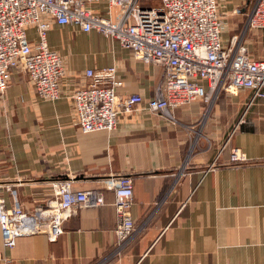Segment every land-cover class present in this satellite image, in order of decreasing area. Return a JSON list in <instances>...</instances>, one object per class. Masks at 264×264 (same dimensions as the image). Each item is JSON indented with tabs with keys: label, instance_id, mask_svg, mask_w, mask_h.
Instances as JSON below:
<instances>
[{
	"label": "crops",
	"instance_id": "0c3cea01",
	"mask_svg": "<svg viewBox=\"0 0 264 264\" xmlns=\"http://www.w3.org/2000/svg\"><path fill=\"white\" fill-rule=\"evenodd\" d=\"M253 2L217 0L223 40L243 34ZM95 8L106 15L104 3ZM26 35L37 41L34 28ZM242 43L250 59L264 58L263 30L247 29ZM47 45L64 61L60 97L38 98L20 69L9 72L0 96V197L9 207L12 188L28 211L50 197L53 182L71 178L72 190H99L104 204L74 210L55 242L33 234L6 249L0 231V264H264V102H250L249 90L210 105L197 100L171 111L176 123L139 109L121 115L113 131L83 134L68 93L88 83L85 70L115 66L118 93L149 100L161 68L69 25L52 24ZM231 148L247 161L229 164ZM123 176L132 180L130 216L140 229L114 257L110 186Z\"/></svg>",
	"mask_w": 264,
	"mask_h": 264
},
{
	"label": "built area",
	"instance_id": "2783aa9c",
	"mask_svg": "<svg viewBox=\"0 0 264 264\" xmlns=\"http://www.w3.org/2000/svg\"><path fill=\"white\" fill-rule=\"evenodd\" d=\"M100 2L106 6L105 16L95 8ZM113 10H119L116 20ZM52 24L95 32L129 50L134 60L161 68V80L149 100L140 94H119L122 81L115 66L85 70L88 83L68 93L75 125L83 134L113 131L121 115L139 109L176 123L171 111L197 100L210 105L220 95L235 97L249 90L250 102H264V58L250 59L242 43L247 29L264 31V0H254L247 11L243 34L227 40L222 39L217 0H0V96L9 72L20 69L38 98L60 97L66 70L63 59L47 45ZM28 28L35 29L37 41L27 38ZM246 161L238 148L229 150V164ZM71 182H53L50 197L28 211L21 208L16 191L8 188L10 206L0 197L4 248L12 249L17 237L33 234L55 242L74 210L104 204L101 191L72 190ZM110 188L116 214L113 256L118 257L140 228L130 216L132 180L120 177Z\"/></svg>",
	"mask_w": 264,
	"mask_h": 264
},
{
	"label": "rangeland",
	"instance_id": "374dc122",
	"mask_svg": "<svg viewBox=\"0 0 264 264\" xmlns=\"http://www.w3.org/2000/svg\"><path fill=\"white\" fill-rule=\"evenodd\" d=\"M195 131H197L196 129H195ZM196 135H198V132H196ZM197 138H200V137H197ZM199 142H200V140H199ZM193 146H195V144L193 143Z\"/></svg>",
	"mask_w": 264,
	"mask_h": 264
}]
</instances>
